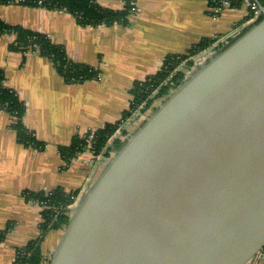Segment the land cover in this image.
I'll return each mask as SVG.
<instances>
[{
    "label": "water",
    "instance_id": "obj_1",
    "mask_svg": "<svg viewBox=\"0 0 264 264\" xmlns=\"http://www.w3.org/2000/svg\"><path fill=\"white\" fill-rule=\"evenodd\" d=\"M254 1L261 18L188 70L105 157L47 264H252L261 254L264 7Z\"/></svg>",
    "mask_w": 264,
    "mask_h": 264
},
{
    "label": "crops",
    "instance_id": "obj_2",
    "mask_svg": "<svg viewBox=\"0 0 264 264\" xmlns=\"http://www.w3.org/2000/svg\"><path fill=\"white\" fill-rule=\"evenodd\" d=\"M95 4L102 10L127 9L126 21L84 26L66 11L17 3L0 7L3 23L46 35L64 48L70 61L98 71V79L66 82L50 60L30 50L10 51L15 37L0 34L3 85L23 102L25 129L44 144L40 151L20 144L12 128L14 117L0 109V231H6L0 264H13L18 250L41 235V208L31 194L62 189L77 192L79 198L104 163L106 152L94 154L89 146L64 161L59 147L69 146L76 137L89 140L106 125L119 123L130 109L135 83L155 76L167 57L186 55L201 41L229 42L241 33L249 14L244 6L213 14L207 0H95ZM138 115L139 111L128 116L121 136L142 122L144 117ZM62 231L51 230L41 238L45 259ZM252 264H264V251Z\"/></svg>",
    "mask_w": 264,
    "mask_h": 264
},
{
    "label": "trees",
    "instance_id": "obj_3",
    "mask_svg": "<svg viewBox=\"0 0 264 264\" xmlns=\"http://www.w3.org/2000/svg\"><path fill=\"white\" fill-rule=\"evenodd\" d=\"M207 1L211 8L219 6L221 1L226 2L229 8H238L243 4L242 0ZM258 2L264 7V0H258ZM9 3H17L30 7H43L51 11H66L73 15L80 25L84 26L100 24L110 25L112 23L125 22L127 18L126 15L129 12L127 9L124 11L102 10V8L95 4V0H0V7ZM248 13L244 22H248L253 15L249 10ZM260 18L261 15H259L258 19ZM0 34L12 35L15 37L14 40L9 43L8 49L10 51L30 50L50 60L57 73L62 76L66 82L82 83L86 80L98 79V71L86 65L70 61L65 54L64 48L52 43L46 35L26 30L20 26L7 25L3 23L2 20H0ZM211 42V40L201 41L192 47L187 55L192 56L197 54L208 47ZM187 55L178 56L179 59H176V56L167 57L161 70L155 76L143 82L135 83L130 91L132 93L130 109L124 113L123 118L130 116L142 104H145L142 109V113H144L148 109H151L154 101L165 98L169 90L176 87L185 77V73L179 71L168 81L172 72L180 65ZM194 64L195 62L189 61L186 67L191 69L195 66ZM3 81L4 73L3 70L0 69V109L8 112L14 117L12 128L16 131L18 141L26 147L30 146L39 151L43 150L44 144L35 140L23 125L22 119L25 112L23 102L13 91L3 85ZM170 83H173V86H171ZM154 110L155 108H152L151 112ZM118 126L119 123L106 125L104 128L96 131L89 140L88 137L74 138L69 146L59 147L62 158L64 161L68 162L75 155L84 151L88 145H90L91 150L95 154H100L105 151V156L109 157L113 150L118 149L123 142L121 139H116L113 145L107 148V142L114 135ZM52 192L51 197L48 199L44 197L43 192L31 194V197L39 202L47 199L48 208L46 207L41 210L42 223L40 225V237L32 242L30 241L26 246L18 250L19 253H28L29 256H18L17 264H47L49 259L43 257L39 246L42 241L41 238L51 230L62 229L68 222L69 210L66 207L73 203L72 197H76L77 192L67 193L62 189H56ZM53 209H55V212ZM5 236L6 231H0V242L4 240Z\"/></svg>",
    "mask_w": 264,
    "mask_h": 264
},
{
    "label": "built area",
    "instance_id": "obj_4",
    "mask_svg": "<svg viewBox=\"0 0 264 264\" xmlns=\"http://www.w3.org/2000/svg\"><path fill=\"white\" fill-rule=\"evenodd\" d=\"M39 3H41V2H39ZM242 6H244V7H246L247 8V12H248V10L249 11H251L252 13H253V15H252V17H251V19L247 22V23H252V22H254L256 19H258V17H259V15H260V13L258 12V7H257V3L254 1V0H242ZM223 8H229V5L226 3V2H224V1H221L220 2V5L219 6H215V7H213L212 8V11L214 12L213 14H216V13H219ZM214 41V40H213ZM212 41V42H213ZM210 43V45L208 46V48H207V50L204 52V53H206V54H208V55H210V54H212V53H214L215 51H218L220 48H222V47H224V45L227 43V41L226 40H215L213 43ZM176 59H179V57H177ZM191 61H193V62H195V64H198L199 62H198V60H200V58L199 57H195V58H192V59H190ZM189 61H186L185 62V60H183L180 64H182V65H184V64H187ZM194 64V65H195ZM195 67V66H194ZM180 71H183V70H180ZM179 72V71H178ZM170 79H172V76L170 75ZM170 79H168V81L170 80ZM170 85L171 86H173V83H170ZM175 88V87H174ZM173 88V89H174ZM172 89V90H173ZM171 90H169V92H170ZM151 109H152V107H151ZM139 113H140V111H139ZM89 146V149H90V151L91 152H93L92 150H91V148H90V145H88ZM87 146V147H88ZM94 153V152H93ZM53 190H45V191H43V193H44V197L45 198H50L51 197V195H52V192ZM44 200V201H41V202H39L38 201V204H39V206H40V208H41V210H43V209H45L46 207L48 208V200ZM77 199H78V197H72V200H73V203L72 204H70V205H68L66 208L69 210V211H72V207L74 206V204L76 203V201H77ZM53 208V207H52ZM53 211L55 212V209H53ZM264 251V250H263ZM262 251V252H263ZM261 252V253H262ZM25 255H27V257L29 256V254L28 253H25V252H17V255H16V259H15V261H14V263L13 264H17V259H18V256H20V257H23V256H25ZM260 255V254H259Z\"/></svg>",
    "mask_w": 264,
    "mask_h": 264
},
{
    "label": "rangeland",
    "instance_id": "obj_5",
    "mask_svg": "<svg viewBox=\"0 0 264 264\" xmlns=\"http://www.w3.org/2000/svg\"><path fill=\"white\" fill-rule=\"evenodd\" d=\"M214 13V12H213ZM247 22H243V24H246ZM215 40H222V39H214V41ZM213 41V42H214ZM212 42V43H213ZM207 48L208 47H206L204 50H202V51H200V52H198L197 54H195V55H192V56H188L187 54V57L186 58H184V60H185V62L186 61H191L190 59H192V58H197V57H199L200 58V60H198V62H200V61H202V60H204L207 56H208V54H206V53H204L206 50H207ZM187 65L186 64H184V65H182V64H180L173 72H172V74H171V76L173 77L178 71H180V70H183L182 72H184L185 74L188 72V70H190V69H188L187 67H186ZM168 79H170V77L168 78ZM155 92H157V91H155ZM154 92V93H155ZM152 97V96H151ZM150 97V98H151ZM161 102V100H157V101H154L153 102V105H152V108H156V106L158 105V103H160ZM144 105L145 104H142L141 106H139L132 114H135L137 111H140V112H142V109H143V107H144ZM149 113H151V109H148L146 112H144V113H142V116L141 117H145L146 115H148ZM128 118V116L126 117V118H122V120L119 122V126H118V128H117V130H116V132L114 133V135L109 139V141L107 142V147H108V144H109V142H111V141H113L114 139L116 140V139H121V140H124L125 139V137H126V134L125 135H123V136H121V129H122V125H123V123L125 122V120ZM143 120V119H142ZM138 120H136L135 122H137ZM141 122V121H140ZM140 122H138V123H140ZM119 133V134H118ZM103 152H105V151H103ZM95 154V153H94ZM106 157V156H105ZM106 158H108V157H106ZM106 158H104L103 159V161H105V159ZM67 193H69V192H67ZM76 197H78V195L76 196ZM71 212L72 211H69V216H70V214H71ZM64 228V227H63Z\"/></svg>",
    "mask_w": 264,
    "mask_h": 264
}]
</instances>
